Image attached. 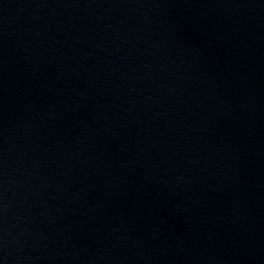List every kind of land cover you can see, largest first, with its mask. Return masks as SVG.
<instances>
[{"label": "water", "instance_id": "95a60500", "mask_svg": "<svg viewBox=\"0 0 264 264\" xmlns=\"http://www.w3.org/2000/svg\"><path fill=\"white\" fill-rule=\"evenodd\" d=\"M0 264H264V0H0Z\"/></svg>", "mask_w": 264, "mask_h": 264}]
</instances>
